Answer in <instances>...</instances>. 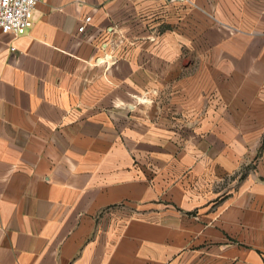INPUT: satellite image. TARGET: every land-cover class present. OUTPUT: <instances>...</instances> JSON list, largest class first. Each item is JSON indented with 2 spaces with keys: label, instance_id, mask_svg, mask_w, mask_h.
<instances>
[{
  "label": "crops",
  "instance_id": "1",
  "mask_svg": "<svg viewBox=\"0 0 264 264\" xmlns=\"http://www.w3.org/2000/svg\"><path fill=\"white\" fill-rule=\"evenodd\" d=\"M263 138L264 0H42L0 30V264H264Z\"/></svg>",
  "mask_w": 264,
  "mask_h": 264
},
{
  "label": "built area",
  "instance_id": "2",
  "mask_svg": "<svg viewBox=\"0 0 264 264\" xmlns=\"http://www.w3.org/2000/svg\"><path fill=\"white\" fill-rule=\"evenodd\" d=\"M42 0H0V30L4 33L20 35L25 33L34 23L35 9ZM92 19L86 16L79 26L83 31ZM12 49H16L12 46Z\"/></svg>",
  "mask_w": 264,
  "mask_h": 264
},
{
  "label": "rangeland",
  "instance_id": "3",
  "mask_svg": "<svg viewBox=\"0 0 264 264\" xmlns=\"http://www.w3.org/2000/svg\"><path fill=\"white\" fill-rule=\"evenodd\" d=\"M218 11L216 10V8H210V9H205V17L207 20H210L211 24H214L215 27L219 28V29H226L229 32H233V33H237V32H245L246 30L241 27V26H230L225 24V20L222 19V17L218 16ZM262 145L264 146V138L262 139ZM260 156V153H257L252 162L248 163V164H244V166L240 169V171L237 173L238 175L240 174L241 176L248 171V169H253L256 166V163H254L255 161H258V157Z\"/></svg>",
  "mask_w": 264,
  "mask_h": 264
}]
</instances>
